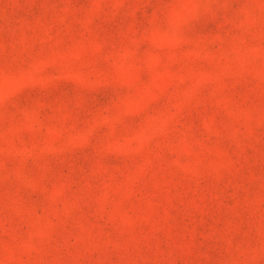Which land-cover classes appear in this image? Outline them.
I'll list each match as a JSON object with an SVG mask.
<instances>
[{"label": "rangeland", "instance_id": "374dc122", "mask_svg": "<svg viewBox=\"0 0 264 264\" xmlns=\"http://www.w3.org/2000/svg\"><path fill=\"white\" fill-rule=\"evenodd\" d=\"M0 264H264V0H0Z\"/></svg>", "mask_w": 264, "mask_h": 264}]
</instances>
